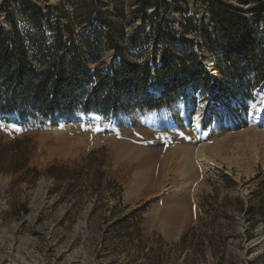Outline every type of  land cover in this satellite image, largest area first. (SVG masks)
Listing matches in <instances>:
<instances>
[{"label": "rangeland", "instance_id": "obj_1", "mask_svg": "<svg viewBox=\"0 0 264 264\" xmlns=\"http://www.w3.org/2000/svg\"><path fill=\"white\" fill-rule=\"evenodd\" d=\"M33 1L49 11L39 23L30 22L18 2L10 1L19 33L51 36L62 27L66 34L114 32L127 38L136 30L149 32L153 24L172 26L178 33L171 49L182 56L194 51L209 81L191 82L180 73L179 90L161 108L79 110L71 118L26 123L17 114L0 113V264H264V67L245 76L248 82L231 84L220 57L206 46L203 27L213 26L207 0H158L148 8L146 21L133 13L136 0ZM228 1L244 9L254 4ZM246 15L264 42V18ZM0 23L11 30L7 11L1 8ZM166 47L168 43L150 37L137 48L123 45L122 52L131 61L148 60L158 70ZM103 60L107 69L121 61L117 51L108 48ZM160 84L154 79L149 91ZM154 90L155 97L164 95ZM253 104L246 119L240 106ZM166 108L184 127L186 118L193 121L217 108L235 112L240 122L212 121L206 126L220 156L214 157L217 166L207 175V188L196 196L195 222L178 235L172 232L171 217L162 215L168 201L187 197L186 191L167 198H155L154 191L127 196L141 169L128 158L139 152L136 149L158 153L173 144L199 143L197 137L183 138L151 117ZM69 123L75 127L56 131ZM90 132L97 141L94 146L84 136ZM57 148L63 150L61 155ZM24 158L29 159L28 168L13 173ZM53 165L51 174L47 169ZM34 168L39 174L29 170ZM170 168L167 183H178L182 163Z\"/></svg>", "mask_w": 264, "mask_h": 264}, {"label": "trees", "instance_id": "obj_2", "mask_svg": "<svg viewBox=\"0 0 264 264\" xmlns=\"http://www.w3.org/2000/svg\"><path fill=\"white\" fill-rule=\"evenodd\" d=\"M10 1L4 0L0 6L7 11L12 26L8 30L0 23V113L17 114L23 123L32 119L57 121L62 117L71 118L79 110L112 111L137 106L161 108L179 90L180 73L191 82L209 81L194 51L183 52L182 56L171 49L178 33L172 26L163 28L160 24H153L149 32L136 30L127 38H120L114 32L104 35L66 34L62 27L51 36H32L17 31V23L9 9ZM16 1L30 22L39 23L49 13L36 1ZM239 1L246 3L248 0ZM163 2L166 4L168 0ZM157 3L158 0H136L135 17L146 21L148 8ZM207 8L213 26L203 27L206 46L220 57L219 63L226 69L223 73L231 84L244 83L247 81L245 76L261 72L264 42L246 13H252L253 18H264V0H254L253 6L247 9L228 0H207ZM185 31H188L187 27ZM141 34L142 38L139 37ZM150 37L169 45L161 50L158 70H154L148 60L142 63L131 61L122 52L123 45L137 48ZM106 48L116 50L121 59L112 69L105 67ZM92 64H95L93 68ZM154 79L165 86L162 97H155L148 89ZM18 142L21 143H14ZM28 165L29 159L24 158L12 172L28 168ZM55 168L53 165L47 171L52 174ZM29 170L39 174L36 168Z\"/></svg>", "mask_w": 264, "mask_h": 264}, {"label": "bare ground", "instance_id": "obj_3", "mask_svg": "<svg viewBox=\"0 0 264 264\" xmlns=\"http://www.w3.org/2000/svg\"><path fill=\"white\" fill-rule=\"evenodd\" d=\"M150 89L151 91L154 90L153 88ZM154 91H156L158 96H161L163 94L164 87L159 85ZM255 107L256 106L254 104L248 109H244L243 106H240L239 111H241L246 119H250L249 116L252 114ZM201 113L202 111L199 114ZM234 113L232 111H225L218 108L208 110L205 115L201 114L202 117L201 115L199 117L197 116L198 118H195L193 121H189L186 118L185 121L187 127H184V124L179 119L175 118V115L169 108L155 111L151 116L154 120L158 122L161 121L165 123L166 126L176 129L177 133L184 136L183 138H191L192 136L197 137L199 139V143L192 144L190 142H182L178 143V145L173 144L168 149H163L161 150L162 152L160 151L158 153L154 150L144 149L143 147L136 149L135 151L139 152L133 153L130 157H128L134 165H139L141 168L140 170H137L138 166H136L137 171L135 173V183H133L127 191V196L129 198H134L141 194L148 193L149 191L155 192V198H162L163 196L164 198H167L168 196H180L185 191L188 193L187 197L184 195L181 199L179 197V200L168 201L169 208L166 211L167 213H165L166 215H162V217L164 216V219L168 216L171 217L170 219L173 224L172 232L175 235H178L183 231V229L195 222L196 196L198 193L203 192L207 188V175L217 166L214 157L220 154V147L217 142L210 141L207 133H205V128L212 121H221L224 124H239L240 122L237 119L238 117L236 118ZM79 126L82 127L85 125L80 124ZM74 127L75 125L71 123L64 124L61 127H57L56 131H69ZM84 136H86V140H90L92 146L97 144V141H93V133H86ZM96 136L97 138L95 139L100 140L98 135ZM112 139L114 138H109V141H113ZM64 140H66L65 144L71 145L68 143L66 138ZM84 143L82 144L83 146L86 144ZM55 152L58 155H61L63 150L61 148H57ZM175 162H180L183 165V168L178 172L179 176L177 175L180 181L178 183H167L171 174L170 166L171 164L173 165V163L175 164Z\"/></svg>", "mask_w": 264, "mask_h": 264}, {"label": "water", "instance_id": "obj_4", "mask_svg": "<svg viewBox=\"0 0 264 264\" xmlns=\"http://www.w3.org/2000/svg\"><path fill=\"white\" fill-rule=\"evenodd\" d=\"M164 88H165V86H164Z\"/></svg>", "mask_w": 264, "mask_h": 264}]
</instances>
